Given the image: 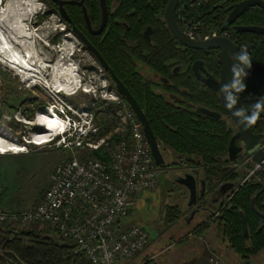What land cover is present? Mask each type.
Returning <instances> with one entry per match:
<instances>
[{"label":"trees","instance_id":"obj_1","mask_svg":"<svg viewBox=\"0 0 264 264\" xmlns=\"http://www.w3.org/2000/svg\"><path fill=\"white\" fill-rule=\"evenodd\" d=\"M241 1L243 0H201L200 4L190 7L187 5L183 10L189 12L192 19L202 20L206 25L222 30L227 24L231 8ZM47 4L50 7L45 16L56 14L69 28V23L53 9L52 3L48 1ZM150 7L148 0H139L138 4L134 0H123L115 12L110 14L104 37L101 40L97 37L94 42L141 105L161 146L165 145L177 157L178 161H173L174 164H183V160L191 166L199 165L208 195H214L215 190H219L227 182H237L221 199L216 202L209 200V206L208 203L201 202L200 210L209 212L207 211V219L200 222L194 231H202L212 222H218L229 246L242 261L248 260L264 250V216L261 215L264 214V169L259 174L262 180L252 178L241 183L246 172H241L234 166L237 161L231 159L228 153L230 140L237 128L227 114L219 93L198 79L193 72L192 64L196 57L188 61V51L197 53L198 50L180 47V42L165 21L154 15L148 9ZM90 17L92 21L98 22L99 11L93 9ZM148 25L154 29L151 42L143 36ZM237 25L264 26V8L250 7L229 28L240 47L250 48L242 83L243 91L233 93L232 96L240 111L245 116H251L253 113L248 112L249 107L256 100L264 99V82L252 84L254 75L264 70V34L239 32L235 28ZM205 60L208 71L218 75L220 65L216 54L213 53ZM136 61L164 75L167 80L165 92L176 94L180 98L170 100L158 94L150 81L137 70ZM180 63H185V67L175 73L173 68ZM107 78L110 80L108 73ZM199 107L218 111L222 116L215 118L203 114L198 111ZM114 116L113 113V120ZM253 202L259 213L254 209ZM241 212L247 217L248 236L243 230ZM166 213L168 224L183 216L182 209L177 205L168 206ZM124 220L117 226L119 230L125 228ZM47 233L54 234L57 239ZM0 264L93 263L86 252L80 251L75 243L64 239L51 227L26 229L0 224Z\"/></svg>","mask_w":264,"mask_h":264},{"label":"rangeland","instance_id":"obj_2","mask_svg":"<svg viewBox=\"0 0 264 264\" xmlns=\"http://www.w3.org/2000/svg\"><path fill=\"white\" fill-rule=\"evenodd\" d=\"M23 1L25 2L24 10L27 14L25 17L28 26L26 27L30 28L35 35L34 39L31 38L30 43L28 42L29 45L25 51L22 52V48H20L22 55L17 50L14 51L19 53L21 57L28 58L30 63L37 60L39 62L37 68L44 76L38 74L35 82L34 79L31 81V79H26L29 70H26L25 66L15 64L14 68L9 65L11 63L3 61L5 58L0 60V135L3 133L1 136L11 143L23 144L20 147L25 150L22 149L23 152L20 154L7 150L0 151V210L14 212L23 211L38 204L50 184V177L56 166L73 155L72 152L55 145L35 144V134L41 135L43 134L41 132L45 131L44 126H42L44 124L41 123L39 117L44 113L46 107H52L53 104L58 110H61L59 105L66 103L74 108H83L87 113L95 114L97 123L102 126V133L106 130L105 133H109L112 129L114 131L118 125V119L114 118L113 120V113L117 112L119 108L117 101L120 100L116 99L117 95L114 93L113 85L106 77L102 67L92 54L83 47L77 36L69 31L65 23L56 14L45 16L50 7L47 2L45 0ZM0 4L7 8L9 6V10L12 11L19 9L21 0H0ZM13 23V20H8L5 27L12 26ZM14 51L8 53L10 61L14 58L11 57L14 56ZM43 63L52 65L51 69ZM58 65H67L68 68H71L74 71L73 76L78 81L82 79L83 86L90 91L84 92L79 89L72 95L63 91L56 92L57 88L52 85L57 81ZM33 66V64L28 66L30 72ZM20 68L24 69L23 72ZM56 135V139H58L64 133L58 132ZM161 149L167 164L161 167L162 175L159 185L155 189L138 193L132 212L124 220V227L142 226L150 232L151 237L156 236V225L160 226L158 229L162 231L165 225L168 226L173 223H167L166 197L174 200V202H183L187 193L190 196L188 188L178 184L177 179L185 173H194V171L203 175L199 165L190 167L183 160V164H174L173 161L177 159L176 156H173L174 153L167 148L166 152L165 145L161 146ZM78 155H82L81 152ZM243 170L242 168L239 171L242 172ZM247 175L248 172L244 174L241 183H244ZM187 199L185 198L186 204L179 207L182 209L183 215L188 212L187 216H190L192 208L188 206ZM183 218L182 216L180 220L183 221ZM206 218L201 212L195 221L200 219L202 222ZM211 227L217 229L219 227L218 222H213ZM22 228L40 229L45 227L35 224L22 226ZM47 235L57 239L54 234L47 233ZM203 236L206 239H215L211 231L206 232ZM216 240L218 241L219 253L208 248L207 259L210 264H257L258 260L264 259V254L261 252L252 258L251 263H246L239 258L229 244L228 247H225L226 245L220 239Z\"/></svg>","mask_w":264,"mask_h":264},{"label":"built area","instance_id":"obj_3","mask_svg":"<svg viewBox=\"0 0 264 264\" xmlns=\"http://www.w3.org/2000/svg\"><path fill=\"white\" fill-rule=\"evenodd\" d=\"M198 3L201 0H192L189 5ZM180 23L193 40L219 35L218 29L192 19L185 10ZM114 93L120 99L114 116L118 125L105 134L94 113L66 103L59 105L61 110L51 105L68 131L45 144L66 149L73 155L56 166L38 204L23 211L0 210V224L51 227L86 252L93 264H120V259L131 260L146 250L150 242L148 230L138 225L119 230L117 226L132 212L138 193L159 185L162 168L154 159L143 123L130 104ZM63 131L64 128L57 133ZM42 141L34 140L37 145ZM234 166L248 169L245 181L262 180L259 174L263 167L250 156Z\"/></svg>","mask_w":264,"mask_h":264},{"label":"water","instance_id":"obj_4","mask_svg":"<svg viewBox=\"0 0 264 264\" xmlns=\"http://www.w3.org/2000/svg\"><path fill=\"white\" fill-rule=\"evenodd\" d=\"M104 6V19L102 26L99 31L104 28L107 19V12L104 4V0H102ZM180 0H170L167 7V23L168 26L173 33V35L186 47L192 49L206 50L208 49H217L219 63L221 65V73L219 78H215L210 74L204 75L202 73V69H204V62L202 60H198L193 64V70L196 76L205 82L209 87L214 89L219 93L220 100L230 118L234 121L237 126V132L232 136L228 148L229 157L233 160H237L239 155L244 151L248 154L252 160L261 165L264 168V149L261 143V139L264 138V133H255L251 126H248L247 121L244 120L241 116H237V111H240L237 103L231 105L229 100V94L232 95V87L235 84L238 75L242 66V60L239 59V56L242 54L239 46L230 38L219 36L212 37L207 40H193L188 37L184 31L180 28L179 24L176 20V8ZM254 6H261L264 8V0H243L235 6H233L229 12L227 18V24L223 27V29H228L231 24H233L247 9ZM61 14L63 17L67 18V15L63 8H61ZM237 30L240 32H254L264 34V26L259 25H239L236 26ZM83 41L87 45L88 49L93 53V55L98 59L101 66L104 69L110 71L113 82L116 85V89L118 92L125 97V99L129 102L133 110L135 111L137 117L144 125V131L146 133L148 142L151 147L152 154L157 164L163 165L166 160L161 150V146L159 144L158 138L155 135L151 123L140 106L139 102L135 98V96L131 93V91L127 88L124 82L117 76L114 70L107 63L102 54L95 48L86 37L82 36ZM261 82H264V70L257 72L252 80V84L256 85ZM257 105H260L257 108ZM264 110V101H260L254 104L249 112H253L256 110ZM199 112L209 115L211 117L220 118L221 113L215 110H210L204 107L199 108ZM179 184L186 186L190 192V200L189 206L192 208L190 216H186V219L189 217L193 218L195 214L200 210L199 199H201L203 204H207L206 197L208 194L206 193V182L204 179L200 180L201 189L198 188V180L193 173L186 174L185 176H181L177 179ZM237 182H227L219 188V195L217 198H213L212 202H216L219 198L227 195L230 190H232L236 186ZM213 195V194H212ZM209 206V204H208ZM253 207L257 211L254 202ZM258 212V211H257ZM259 213V212H258ZM261 214V213H260ZM264 216V214H261ZM242 221H243V230L246 236H248V222L247 217L244 212H241Z\"/></svg>","mask_w":264,"mask_h":264},{"label":"flooded vegetation","instance_id":"obj_5","mask_svg":"<svg viewBox=\"0 0 264 264\" xmlns=\"http://www.w3.org/2000/svg\"><path fill=\"white\" fill-rule=\"evenodd\" d=\"M45 1H50L52 3V7L53 9H56L61 18L65 21H67L69 23V31L72 32L74 35L77 36V38L82 42V45L83 47L88 50L92 56L95 58V60L98 62V64L101 66L100 62L98 61V59L93 55V53L88 49L87 45L85 44V42L83 41L82 39V36L86 37L88 39V41L95 47L97 48V45L94 41H97V37L100 38V40L104 37V33L106 31V29L108 28V24H109V18H110V14L114 13L115 10L121 5V3L123 2V0H104V4H105V8H106V12H107V19H106V23L104 25V28L100 30L101 26H102V23H103V19H104V6H103V2L102 0H45ZM136 4H138L139 0H134ZM149 3L151 4V7L148 8L149 10L153 11L154 12V15H157L159 17V19H163L168 26V23H167V16H166V12H167V7H168V4L170 2V0H148ZM192 0H180V2L178 3V6L176 8V20H177V23L179 24L180 28H181V23H180V16L183 14V9L189 5L191 3ZM141 6V5H140ZM191 5H189L190 7ZM134 6H132L133 8ZM61 8L64 9L66 15H67V18L63 17L62 14H61ZM142 8V7H141ZM93 9H97L99 11V14H100V19L98 22H95V21H92L91 20V11ZM183 10V11H182ZM248 10V9H247ZM246 10V11H247ZM245 11V12H246ZM116 22H119L118 19H116ZM121 23H125L124 21ZM234 24V23H233ZM231 24L230 27L233 25ZM239 26V25H237ZM245 26V25H244ZM110 27V26H109ZM229 27V28H230ZM229 28L228 29H223L222 30H219V35L218 36H215V37H219V36H224V37H228L230 39H232L236 44L237 42L233 39V34L231 31H229ZM236 28V26H235ZM170 29V28H169ZM182 29V28H181ZM237 30V28H236ZM238 31V30H237ZM154 32V29H153V26L151 25H148L145 30L143 31V36L144 38L148 41V42H151V35L152 33ZM226 32V35H224V33ZM240 32V31H239ZM254 33V32H253ZM260 34V33H258ZM210 39V38H209ZM178 40V39H177ZM179 41V40H178ZM180 42V41H179ZM180 47H182L183 49H192V48H188L186 46H184L181 42H180ZM238 45V44H237ZM239 46V45H238ZM240 50H241V53H246L248 54L249 52V47L248 48H242L240 47ZM97 50L100 52V50L97 48ZM194 50H198L197 53H191V51H188L189 56H188V61L193 58L194 56L196 57L193 61V64L194 62L198 61V60H202L204 62V69H202V73L204 75L206 74H210L212 75L213 77L215 78H219L220 77V73H221V65L219 63V57H218V50L217 49H208V51L206 50H199V49H194ZM101 53V52H100ZM213 53L216 54L217 56V61L220 65V73L218 75H214V73H211L208 71L207 67H206V60L205 58L206 57H209L210 55H212ZM102 54V53H101ZM103 56V55H102ZM104 57V56H103ZM105 58V57H104ZM106 60V59H105ZM107 61V60H106ZM108 63V62H107ZM138 67H137V70L140 71V73L148 80L150 81V83L152 84V87L155 89V91L158 93V94H162L164 96H166L168 99L170 100H176L178 98H180L178 95L176 94H173V93H170V92H165V76L164 75H161L159 72L155 71L152 67H149L145 64H143L142 62L140 61H136ZM109 64V63H108ZM193 64H192V70H193ZM110 65V64H109ZM102 67V66H101ZM111 67V66H110ZM185 67V63H180L178 64L177 66H175L173 68L174 72L175 73H178L180 71L183 70V68ZM102 70L103 72L105 73L106 77H107V73L109 74L110 76V82L112 83L113 80H112V77H111V74H110V71L107 70V69H104L102 67ZM261 71V70H260ZM115 72V71H114ZM194 72V70H193ZM259 72V71H258ZM195 73V72H194ZM245 74H246V63L244 61H242V66H241V69H240V72H239V75H238V78L235 82V84L233 85L232 87V95L233 93H239V92H242L243 89L241 91H235V86L237 85L238 87L240 85H243V81L245 79ZM196 75V74H195ZM118 76V75H117ZM197 77V76H196ZM198 78V77H197ZM199 79V78H198ZM202 81V80H201ZM262 83V82H261ZM113 85V89L116 91V93L122 98L124 99L125 101H127L125 99V97L123 98V96L118 92V90L116 89V85L115 83L113 82L112 83ZM211 88V87H210ZM244 88V86H243ZM185 91V90H184ZM217 92V91H216ZM260 101H264V99H258L256 100L248 109V112L250 110V108L260 102ZM128 102V101H127ZM129 103V102H128ZM131 106V105H130ZM141 106V105H140ZM200 108V107H199ZM199 111V109H198ZM249 113H256L257 114V120H256V123L254 125H251L253 131L255 133H264V129H263V125H264V110L263 109H260V110H256V111H253V112H249ZM245 115V114H244ZM222 116V114H221ZM234 122V121H233ZM235 124V123H234ZM236 126V124H235ZM237 128V126H236ZM237 132V131H236ZM235 132V133H236ZM261 143H262V146L264 144V138L261 139ZM160 144V143H159ZM161 146V144H160ZM166 148L165 147V151H166ZM168 149V148H167ZM162 150V149H161ZM169 150V149H168ZM163 151V150H162ZM167 152V151H166ZM246 156H249L248 154H246L244 151L239 155V157L237 158L236 161H239L240 159L246 157ZM166 160V158H165ZM254 162V161H253ZM167 164V160L165 162V166ZM190 167H192L190 165ZM195 170V168H193ZM242 168H240L239 170H241ZM244 172H247L248 169L247 168H243ZM264 169V168H263ZM186 174H190V172L188 173H185L183 176H185ZM197 180H198V188L199 190L201 189V183H200V180L201 178L196 175V172L194 171L193 173ZM179 184V183H178ZM182 185V184H180ZM184 186V185H183ZM231 191V190H230ZM219 190H215L214 192V195H212V193H210L211 195H208L206 197L207 199V203L209 202V200L213 199L214 197L217 198L218 195H219ZM214 196V197H213ZM213 197V198H212ZM222 198V197H221ZM219 198V199H221ZM218 199V200H219ZM201 199H199V204L201 203ZM209 204V203H208ZM263 252L262 254H264V250L261 251ZM259 252V253H261ZM258 253V254H259ZM257 254V255H258ZM256 256V255H255ZM254 257V256H253ZM252 257V258H253ZM252 258L248 259V260H245L244 262L248 263L252 261ZM259 262V263H258ZM257 264H264V259H260L258 260Z\"/></svg>","mask_w":264,"mask_h":264},{"label":"crops","instance_id":"obj_6","mask_svg":"<svg viewBox=\"0 0 264 264\" xmlns=\"http://www.w3.org/2000/svg\"><path fill=\"white\" fill-rule=\"evenodd\" d=\"M0 151L2 150L0 149ZM196 175L203 179L202 174L200 175V173L196 172ZM189 197L187 193V196L183 198V202H174V200L166 197L165 207L167 208L171 205L184 206L186 204L185 198L189 206ZM207 211L205 209L199 210L193 218L189 217V219L185 217L188 214L186 212L183 215V221L178 219L168 226L165 225L162 231L158 229L160 226L156 225V236L151 237L150 235V242L146 250L131 260L120 259V264H153L154 262L155 264H210L207 259L209 254L208 248H212L218 252L219 247L216 239H220L226 245L225 247H228V243L224 236H221L223 233L219 223L217 229L211 227L212 222L204 230L194 231V228L201 222L200 219L195 221V218L201 212L204 213V217H207V213L209 212ZM208 231H211L212 236L215 238L214 240L206 239L203 236Z\"/></svg>","mask_w":264,"mask_h":264},{"label":"bare ground","instance_id":"obj_7","mask_svg":"<svg viewBox=\"0 0 264 264\" xmlns=\"http://www.w3.org/2000/svg\"><path fill=\"white\" fill-rule=\"evenodd\" d=\"M24 5H25V2L23 0H21V5H20L19 9L11 11V10H9V6L7 8L3 4H0V60L5 58V60H3L5 62L10 59L8 57L9 52L12 53L14 50L15 51L17 50L21 54L23 51H25V48L29 45L28 42L30 41V39L31 38L34 39V35H35L34 32H32L30 28L26 27V26H28V24L26 23L27 18L25 16L27 14L24 10L25 9ZM8 20H13L14 23L12 26L8 25L7 27H5V23ZM33 39H32V41H33ZM20 48H22L21 49L22 52L20 51ZM15 51L13 53L14 56H11V57L19 58L18 60L20 61L21 65H23L22 63L25 64L26 70H29V72L27 71L29 75L26 76V79H29V80L31 79V81H32V79H34V82H35V78L38 77V74L43 75V73H41V71L37 68V64L39 62L37 60H35V62L30 63L28 61V58L21 57L19 55V53L15 52ZM28 53H30V52H28ZM11 64H9V65H11ZM30 64H34L31 72L29 69L30 67H28ZM43 64H45V63H43ZM45 66L47 68H50V69L52 67V65H50V64H47V65L45 64ZM41 67H42V65H41ZM58 67H59V70L56 74L57 81L52 85V86H55L57 88L56 92H62L63 91L69 95H72V94H75L79 89H81V91H84V92L90 91L86 87L83 86L82 79H79V81H78V79L75 78V76H73L74 71H72L71 68H68L67 65H65V66L64 65H58ZM16 70H18V69H16ZM23 70L21 72H23ZM46 70H48V69H46ZM70 75H71V77H69ZM62 78H63V80H61ZM41 79H43V78L41 77ZM84 85H85V83H84ZM43 112L44 113H42L39 118H40L41 123L44 124L42 126H44L45 131L41 132V133H43L41 135L35 134L36 136H38V137H36L37 140L43 139L42 142H39L40 145H44L45 143L50 142L51 141L50 137L52 135H54L55 133H57L58 130L65 127V124L62 121V119L58 116V114H56L55 108L50 107V109H45ZM1 135H0V149L1 150L12 151V152L17 153V154L18 153L20 154V152H23L24 149L22 147H20V146H23V144L11 143L6 138H3ZM30 144H32V143H30Z\"/></svg>","mask_w":264,"mask_h":264},{"label":"clouds","instance_id":"obj_8","mask_svg":"<svg viewBox=\"0 0 264 264\" xmlns=\"http://www.w3.org/2000/svg\"><path fill=\"white\" fill-rule=\"evenodd\" d=\"M239 59L244 61L245 63H248V56L246 53H243L239 56ZM237 75H239V73H237ZM243 89V85H240L239 87L236 88V91H241ZM229 100L231 105H234L236 103V99L229 94ZM260 105H257V108H259ZM237 116H241L244 120L247 121L248 126L254 125L256 123L257 120V114L253 113L251 116H245L243 111H237L236 113ZM68 130L66 129V127H64V131L60 132V133H66ZM57 133H55L54 135L51 136V141H55L56 140V135Z\"/></svg>","mask_w":264,"mask_h":264}]
</instances>
